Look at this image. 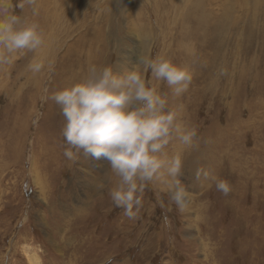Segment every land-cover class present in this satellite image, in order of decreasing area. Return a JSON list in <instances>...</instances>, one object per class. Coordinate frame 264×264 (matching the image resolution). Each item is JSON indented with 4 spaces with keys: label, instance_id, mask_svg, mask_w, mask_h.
<instances>
[{
    "label": "rangeland",
    "instance_id": "1",
    "mask_svg": "<svg viewBox=\"0 0 264 264\" xmlns=\"http://www.w3.org/2000/svg\"><path fill=\"white\" fill-rule=\"evenodd\" d=\"M45 8L54 15L41 30ZM5 13L38 25L44 44L0 65V264H264V0H0ZM87 20L102 32L94 41ZM141 56L186 67L187 91L174 96ZM76 59L81 77L135 67L196 129L193 147L174 139L163 155L182 160L183 211L153 180L128 219L103 158L64 156V118L49 97ZM197 169L231 191L197 180Z\"/></svg>",
    "mask_w": 264,
    "mask_h": 264
},
{
    "label": "clouds",
    "instance_id": "2",
    "mask_svg": "<svg viewBox=\"0 0 264 264\" xmlns=\"http://www.w3.org/2000/svg\"><path fill=\"white\" fill-rule=\"evenodd\" d=\"M34 4L35 0H27ZM44 37L38 25L16 15L0 17V65L10 64L17 53L40 49ZM156 80L167 83L174 96L187 91L190 71L166 58L141 56L140 62ZM42 61L33 60L28 69L39 73ZM64 118V156L76 160L81 155L103 158L118 178L110 189L112 203L123 209L128 219L136 218L142 206L141 193L148 182L161 180L167 194L181 211L188 204V190L182 186V160L163 158L164 149L175 139L186 149L197 138L194 128L178 122L177 113L167 108L166 96L146 85L135 67L115 73L110 66L89 69L86 76L55 91L50 97ZM197 180L215 181L224 195L231 191L228 181L197 169ZM102 187V185H101Z\"/></svg>",
    "mask_w": 264,
    "mask_h": 264
},
{
    "label": "bare ground",
    "instance_id": "3",
    "mask_svg": "<svg viewBox=\"0 0 264 264\" xmlns=\"http://www.w3.org/2000/svg\"><path fill=\"white\" fill-rule=\"evenodd\" d=\"M50 2V1H49ZM45 2H40L39 4L37 3V6H38V9L39 8H41V7H44L45 5ZM110 2H109V4L107 5V8H109V6H110ZM93 5V4H92ZM95 5H97V4H95ZM94 5V6H95ZM46 7V6H45ZM93 8H95V7H93ZM48 9H50V8H45L44 9V14H40L37 18H36V20H38V22L40 21L41 22V30H44L47 26H48V23H51V20H52V17H53V9H50V10H48ZM86 9V8H85ZM84 9V10H85ZM110 9V8H109ZM108 9V10H109ZM88 18V17H87ZM106 19H108V21H110V19H109V17H107ZM95 22V21H94ZM93 21H84V24H85V26H86V24H88V34H87V36H89V38H90V40L91 41H94L98 36H100L101 34H102V32L101 31H92L94 28V26H95V23H94ZM108 23L109 22H107V25H108ZM50 26V25H49ZM107 29H108V27H107ZM106 32V31H105ZM84 35V37L83 38H85V35L86 34H83ZM84 40L85 39H83L82 40V42L79 44L80 45V49H79V53H81L82 52V54H83V51H82V47H86V45L84 44L85 42H84ZM84 42V43H83ZM77 50V49H76ZM89 51H91V48L90 49H88ZM78 52H76V53H78ZM78 53V54H79ZM78 57H81V54H80V56H78ZM84 57V56H83ZM89 59V58H88ZM83 61V60H82ZM82 65H83V67H84V63H82ZM63 67H65V66H63ZM83 67L81 66V63H80V61L79 60H74L73 62H71L70 64H69V68H68V70L66 71V73H65V76L67 77V79L68 80H63L62 81V83L60 82V84H61V87L63 88V87H65V86H69V85H71L72 83H74V82H77V81H79L81 78H83V77H81V76H79L80 74H79V72H80V70H81V68L83 69ZM62 70V69H61ZM65 70V69H64ZM65 72V71H64ZM86 72V71H85ZM85 74V73H84ZM87 74V73H86ZM62 76V75H61ZM62 77H64V76H62ZM33 162H34V160H33ZM33 260V259H32ZM33 262V261H32ZM33 264V263H32Z\"/></svg>",
    "mask_w": 264,
    "mask_h": 264
}]
</instances>
